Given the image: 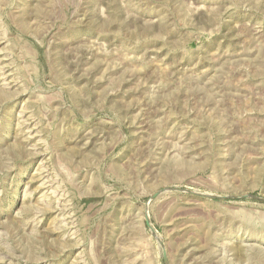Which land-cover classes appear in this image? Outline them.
<instances>
[{
	"label": "rangeland",
	"instance_id": "obj_1",
	"mask_svg": "<svg viewBox=\"0 0 264 264\" xmlns=\"http://www.w3.org/2000/svg\"><path fill=\"white\" fill-rule=\"evenodd\" d=\"M0 264H264V0H0Z\"/></svg>",
	"mask_w": 264,
	"mask_h": 264
}]
</instances>
